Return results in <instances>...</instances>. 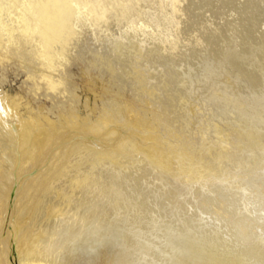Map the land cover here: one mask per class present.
<instances>
[{"label": "bare ground", "instance_id": "obj_1", "mask_svg": "<svg viewBox=\"0 0 264 264\" xmlns=\"http://www.w3.org/2000/svg\"><path fill=\"white\" fill-rule=\"evenodd\" d=\"M9 60L0 264H264V0H0Z\"/></svg>", "mask_w": 264, "mask_h": 264}, {"label": "rangeland", "instance_id": "obj_2", "mask_svg": "<svg viewBox=\"0 0 264 264\" xmlns=\"http://www.w3.org/2000/svg\"><path fill=\"white\" fill-rule=\"evenodd\" d=\"M71 65L69 66L70 72L72 73V78L77 88V93L80 95V101L84 103V99L86 98V88L88 84V77L83 73L81 64L76 63L74 59H72ZM26 75L22 72L16 63L13 60H9L3 69L0 62V87L2 90H5L11 94H15L16 92H20L22 95H27L29 99L33 101L34 104L37 105H48L49 100L41 95L42 90L37 91L38 95L34 96L33 93H30L29 82H25ZM99 85V84H98ZM98 88V86H97ZM34 96V99H32ZM88 100L91 101V106L94 105L92 96L88 97ZM84 111L86 110L83 108Z\"/></svg>", "mask_w": 264, "mask_h": 264}]
</instances>
